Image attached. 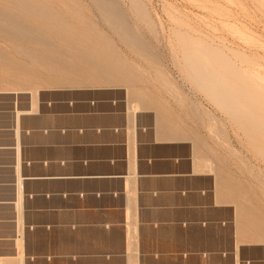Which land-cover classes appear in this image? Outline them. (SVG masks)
Here are the masks:
<instances>
[{
  "label": "rangeland",
  "instance_id": "obj_1",
  "mask_svg": "<svg viewBox=\"0 0 264 264\" xmlns=\"http://www.w3.org/2000/svg\"><path fill=\"white\" fill-rule=\"evenodd\" d=\"M74 82L130 86V103L178 128L241 195L244 225L264 231V0H0V248L8 232L16 246L0 264L24 263L15 122L51 98L43 89Z\"/></svg>",
  "mask_w": 264,
  "mask_h": 264
},
{
  "label": "crops",
  "instance_id": "obj_2",
  "mask_svg": "<svg viewBox=\"0 0 264 264\" xmlns=\"http://www.w3.org/2000/svg\"><path fill=\"white\" fill-rule=\"evenodd\" d=\"M121 83H58L15 122L22 264H264V243L244 242H264V231L244 225L235 187ZM35 215L58 225L27 226ZM6 234L0 251H13Z\"/></svg>",
  "mask_w": 264,
  "mask_h": 264
},
{
  "label": "bare ground",
  "instance_id": "obj_3",
  "mask_svg": "<svg viewBox=\"0 0 264 264\" xmlns=\"http://www.w3.org/2000/svg\"><path fill=\"white\" fill-rule=\"evenodd\" d=\"M97 2H99V0H96ZM100 7H101V9L104 11L105 10V8H104V6H102V5H100ZM104 12H106L109 16H110V14L107 12V11H104ZM112 18H113V21H114V25L118 28V30H120L121 32H122V34L125 36V37H127V38H130V39H133V36H134V33L130 30V28L131 27H128L127 25H125V23H123V22H120V20L117 18V17H114L113 15L111 16ZM137 40V39H136ZM135 42V41H134ZM11 117V116H10ZM21 199L23 198V190H22V186H21ZM21 201V200H20ZM246 214V213H245ZM254 216V215H253ZM252 217V216H251ZM251 219H253V218H251ZM254 219H255V217H254ZM253 219V220H254ZM254 223H255V221H253ZM21 223V226H22V221L20 222ZM261 224H262V222H261ZM20 226V227H21ZM253 226H255V227H258V229H260L259 228V225L258 224H255V225H253ZM23 227V226H22ZM20 230L22 231V228H20ZM260 230H262V228L260 229ZM253 231V230H252ZM254 231H255V229H254ZM256 231H258L257 230V228H256ZM260 232V231H259ZM262 232V231H261ZM260 234V233H259ZM261 235H262V233H261ZM257 236H258V234H257ZM260 236V235H259ZM22 243L23 242H21V245H22ZM20 245V246H21ZM23 246V245H22ZM22 248V247H21ZM21 250V249H20ZM23 252V251H22Z\"/></svg>",
  "mask_w": 264,
  "mask_h": 264
}]
</instances>
